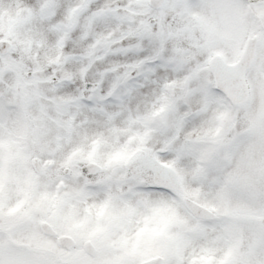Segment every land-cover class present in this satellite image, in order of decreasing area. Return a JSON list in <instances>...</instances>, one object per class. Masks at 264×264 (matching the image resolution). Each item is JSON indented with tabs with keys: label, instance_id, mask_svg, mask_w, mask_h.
Listing matches in <instances>:
<instances>
[{
	"label": "snow or ice",
	"instance_id": "snow-or-ice-1",
	"mask_svg": "<svg viewBox=\"0 0 264 264\" xmlns=\"http://www.w3.org/2000/svg\"><path fill=\"white\" fill-rule=\"evenodd\" d=\"M0 264H264V0H0Z\"/></svg>",
	"mask_w": 264,
	"mask_h": 264
}]
</instances>
